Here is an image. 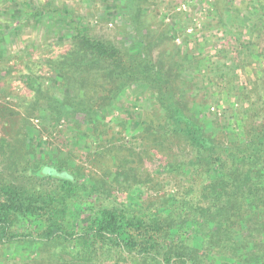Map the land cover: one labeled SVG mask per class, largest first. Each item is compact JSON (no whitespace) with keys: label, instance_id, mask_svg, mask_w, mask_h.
<instances>
[{"label":"trees","instance_id":"trees-1","mask_svg":"<svg viewBox=\"0 0 264 264\" xmlns=\"http://www.w3.org/2000/svg\"><path fill=\"white\" fill-rule=\"evenodd\" d=\"M8 1L23 17L37 13L27 0ZM255 2L246 20L253 41L239 36L234 42L237 54L254 48L264 59V0ZM127 7L142 23L141 0H127ZM232 18L234 27L237 17ZM72 26L65 52L49 64L66 80V97L58 100L41 87L35 90L37 100L47 97L49 120L59 125L81 115L87 125L82 134L91 133L102 151L103 143L110 144L102 139L104 112L128 88H155L158 120L137 124L154 139L185 142L184 154L162 169L179 175L182 186L142 204V180L127 158L113 155L98 181L72 162V152L87 147L76 145L56 162L42 159L26 135L19 147L2 151L13 178L0 176V247L28 251L27 261L22 257L14 264H264V98L258 100L259 110L254 103L242 105L250 125L236 142H219L212 122L192 111L181 79L200 62L193 52L158 49V41L143 35L139 24L140 36L129 47L78 23ZM111 184L128 191L126 200L110 199Z\"/></svg>","mask_w":264,"mask_h":264},{"label":"rangeland","instance_id":"rangeland-1","mask_svg":"<svg viewBox=\"0 0 264 264\" xmlns=\"http://www.w3.org/2000/svg\"><path fill=\"white\" fill-rule=\"evenodd\" d=\"M27 1L37 10L31 17H23L14 3L0 0L1 177L13 178L10 159L2 151L8 145L19 147L27 135L42 159L50 157L56 162L76 145L78 149L87 147L85 151L74 150L72 162L98 181L103 178L107 163L115 159L113 155L127 158L142 180V204L145 199L161 198L167 191L175 192L182 186L179 175L163 174L162 169L181 152L184 154L185 142L172 137L154 139L137 124L139 120L157 122L160 112L155 105V88H128L104 112L100 122L104 129L102 139L110 144L103 143L102 151L94 146L91 133L86 130L82 134L87 125L81 115L74 114L59 125L49 120L47 97L39 96L37 100L35 90L41 87L58 100L66 97V80L55 75L49 64L65 52L73 23L119 47H129L138 40L135 27L139 24L144 27L143 35L149 34L158 41V49L174 51L178 47L193 52L194 61L200 62L196 68L184 71L181 79L192 111L207 117L210 125L212 122L211 129L219 142H236L245 124L250 125L242 112L244 103H254L257 110L261 107L258 100L264 98V59L257 56L254 48H249L247 54L242 48L244 53L237 54L240 48L234 42L239 36L253 41V37H248L246 20L257 0H141L142 23L132 19L127 0ZM233 16L238 23L231 27ZM226 45L233 47V53ZM3 141L7 144H1ZM79 142L82 143L78 145ZM41 147L47 149L43 152ZM111 185L110 199L126 200L128 191ZM140 197H134L132 202ZM22 257H28L23 248L10 252L5 246L0 247V264H14Z\"/></svg>","mask_w":264,"mask_h":264}]
</instances>
